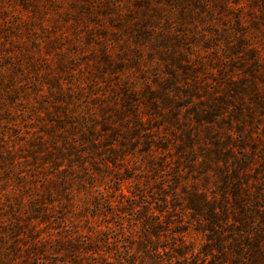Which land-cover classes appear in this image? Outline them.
<instances>
[{"label":"rangeland","instance_id":"374dc122","mask_svg":"<svg viewBox=\"0 0 264 264\" xmlns=\"http://www.w3.org/2000/svg\"><path fill=\"white\" fill-rule=\"evenodd\" d=\"M0 264H264V0H0Z\"/></svg>","mask_w":264,"mask_h":264}]
</instances>
